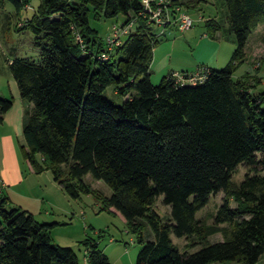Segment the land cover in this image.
Here are the masks:
<instances>
[{
  "label": "trees",
  "instance_id": "16d2710c",
  "mask_svg": "<svg viewBox=\"0 0 264 264\" xmlns=\"http://www.w3.org/2000/svg\"><path fill=\"white\" fill-rule=\"evenodd\" d=\"M5 1L19 12L29 0H0V6ZM172 3L186 13L196 4ZM224 5L235 48L224 67L205 69L195 84H181L173 74L151 83L158 41L155 24L138 16L139 0H39L26 22L38 59L9 63L20 99L31 105L22 116L23 159L36 175L50 171L71 199L92 193L100 200L84 182L87 175L106 185L111 194L102 196V209L138 236L135 264H259L264 254V76L258 65L254 74L232 79L248 60L247 41L264 18V0ZM90 11L94 19L126 16L114 25L126 29L136 21L137 27L108 48L89 26ZM204 26L210 39L221 32L214 19ZM110 86L122 104L103 96ZM11 106L0 97V123ZM238 165L247 173L235 184ZM220 192L223 202L206 226L196 214ZM159 198L169 208L165 221L154 209ZM141 218L151 241L143 240ZM57 225L38 223L0 199V264H79L71 248L53 242ZM215 234L222 241L208 242ZM172 236L201 247L180 252ZM82 245L87 264H110L96 241Z\"/></svg>",
  "mask_w": 264,
  "mask_h": 264
},
{
  "label": "rangeland",
  "instance_id": "374dc122",
  "mask_svg": "<svg viewBox=\"0 0 264 264\" xmlns=\"http://www.w3.org/2000/svg\"><path fill=\"white\" fill-rule=\"evenodd\" d=\"M194 1L195 7L187 10L193 20V26L186 31H180L172 22L166 27L152 26L158 43L153 47L152 64L150 68V81L157 85L162 77L170 74L193 75L198 70L204 68V62L216 63L214 69H220L226 65L235 48L233 37L228 32L226 21V10L224 0H190ZM39 0H29L28 7L17 12L14 7L5 1L0 6V95L11 99L12 106L10 112H17L20 105V97L16 83L9 71V63L15 58L38 59V50L33 45V35L26 29V22L37 9ZM214 19L221 26L218 38L210 39L205 35L204 23L206 20ZM126 20V16L119 15L116 19H105L102 16L94 19L92 11L89 14V26L97 32L98 39L104 43L108 36L112 34L114 24L121 25ZM137 27V22L133 21L125 31L133 32ZM126 34L121 39H125ZM220 45V46H219ZM218 47V56L216 47ZM248 60L244 62L233 74L232 79L236 80L246 72L253 73L260 66L258 76H264V18L257 28L251 33L247 45ZM218 59V60H217ZM261 64V65H260ZM259 65V66H258ZM254 74V73H253ZM262 86H257L256 90H261ZM103 96L116 105L122 104L123 98L117 96L112 86L103 91ZM22 107L29 108L30 104L21 100ZM23 108V110H24ZM21 124L19 126L0 124V168L4 159L9 165H15L16 161L21 168V177L30 181L31 187L39 185L37 188L45 194L44 207L33 209L34 219L41 224L58 223L51 231L53 242L61 247L71 248L77 255L79 264H87L86 250L82 243L88 239L98 243L99 249L107 257L110 264H135L137 254L141 248L138 243L137 234L128 229L123 219L113 213L102 209V196H109L110 189L101 181L85 176L87 183L93 193L99 194L98 200L92 193L82 194L78 199L68 197L55 183L50 171H45L38 175L28 173L25 160L22 157L20 148L24 145L21 134ZM13 129L14 132H8ZM10 136V137H9ZM16 152V155H15ZM260 156V155H258ZM37 162L41 161L40 156H36ZM247 173L244 165H238L232 175L235 184L240 183ZM35 185V186H34ZM35 191V190H34ZM39 193V192H36ZM225 194L220 192L212 195L208 204L196 214V218L206 226L213 224V217L218 207L222 204ZM43 198V197H42ZM235 204L230 202V207ZM154 209L161 216L163 221L169 217V208L162 205L159 198ZM142 224V235L144 241H151L154 236L145 219H138ZM225 225H221L224 227ZM172 242L180 252L193 253L200 249L201 245L194 244L184 238L171 237ZM222 241L220 234L212 235L208 242L215 243ZM259 264H264V254L259 258ZM216 264H239L237 262H225Z\"/></svg>",
  "mask_w": 264,
  "mask_h": 264
},
{
  "label": "crops",
  "instance_id": "0c3cea01",
  "mask_svg": "<svg viewBox=\"0 0 264 264\" xmlns=\"http://www.w3.org/2000/svg\"><path fill=\"white\" fill-rule=\"evenodd\" d=\"M179 1H187V0H179ZM26 7H28V4L25 6V8ZM218 37H220L219 34H217V36L214 39ZM219 46H217L215 49V52L217 50V56H218ZM213 62H214L213 60L211 61V63L209 61L208 63L204 62V68L200 70L213 68L219 65L218 61H216V63H213ZM0 97L6 98L3 95H0ZM23 108H24V105L22 107V103L20 99V105H19L17 112L11 113L9 109L4 114L3 121L0 124L3 125L6 123V125H8V127L10 128L12 127V125L19 126V124H21L22 126V116L25 110V108L24 110ZM26 109H31V105L29 106V108L26 107ZM11 130L14 132L13 129H7L8 132H11ZM0 148H1V144H0ZM15 155H16V152H15ZM25 166L27 168L28 173H30L31 175H36L33 173L27 161H25ZM21 173L22 171H21L20 166H18L17 161L15 165H9L4 159L3 166L0 168V186H1L0 199L2 198L6 199V204L8 206L18 207L22 210L29 212L30 214L34 212L33 209L35 208L40 207L42 210L44 207V202H45V194L42 191H39L37 189L39 185L37 186L34 185L35 187L33 186L31 187L32 183L30 181L32 180L31 179L28 180L27 177L23 178V175L21 177ZM36 192H39V193H36Z\"/></svg>",
  "mask_w": 264,
  "mask_h": 264
},
{
  "label": "built area",
  "instance_id": "2783aa9c",
  "mask_svg": "<svg viewBox=\"0 0 264 264\" xmlns=\"http://www.w3.org/2000/svg\"><path fill=\"white\" fill-rule=\"evenodd\" d=\"M143 6L142 11L138 16L147 19L149 22L154 23L156 26L165 27L172 22L180 31H186L192 28L193 20L185 11L174 5L172 0H139ZM112 34L106 39V44L108 48L116 45L120 42V38L126 33L125 29H122L118 25L112 26ZM79 41V38H77ZM173 78H175L181 84L190 83L195 84L202 82L206 77V72L204 70H199L193 75H180L174 73ZM1 192V186H0Z\"/></svg>",
  "mask_w": 264,
  "mask_h": 264
}]
</instances>
